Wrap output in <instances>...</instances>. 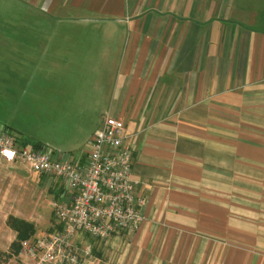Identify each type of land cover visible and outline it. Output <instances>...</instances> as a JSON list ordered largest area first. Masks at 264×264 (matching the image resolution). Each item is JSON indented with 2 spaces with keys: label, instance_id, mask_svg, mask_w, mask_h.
Wrapping results in <instances>:
<instances>
[{
  "label": "crops",
  "instance_id": "crops-1",
  "mask_svg": "<svg viewBox=\"0 0 264 264\" xmlns=\"http://www.w3.org/2000/svg\"><path fill=\"white\" fill-rule=\"evenodd\" d=\"M0 3L21 17L0 27L4 60L28 73L6 75V93L21 101L30 83L80 67L87 143L105 114L132 142L142 222L101 240L87 264H264V0ZM0 125L26 137L1 109ZM87 150L53 156L83 163ZM37 176L71 199L61 180Z\"/></svg>",
  "mask_w": 264,
  "mask_h": 264
},
{
  "label": "built area",
  "instance_id": "built-area-1",
  "mask_svg": "<svg viewBox=\"0 0 264 264\" xmlns=\"http://www.w3.org/2000/svg\"><path fill=\"white\" fill-rule=\"evenodd\" d=\"M133 152L123 121L108 114L93 131L83 163L55 158L46 145H22L0 129V159L28 164L71 193L68 202L53 203L57 227L22 244L30 264H82L87 252L78 246V234L106 241L137 230L146 197L131 178Z\"/></svg>",
  "mask_w": 264,
  "mask_h": 264
},
{
  "label": "rangeland",
  "instance_id": "rangeland-1",
  "mask_svg": "<svg viewBox=\"0 0 264 264\" xmlns=\"http://www.w3.org/2000/svg\"><path fill=\"white\" fill-rule=\"evenodd\" d=\"M0 8V27L5 26L6 22H12V25L20 24V16L5 17L1 3ZM5 36L7 35L0 34V109L3 114L6 113L11 124L24 132L25 138L42 142L57 155L65 154L67 157V153L88 149L86 122L78 114L79 106H84L86 94L91 90L90 82L80 79V76H86L88 71L80 74L78 72L80 67L73 65L61 67L62 75L59 81L57 79L53 81L52 77H49L48 82H43L39 86L30 83L29 91L24 98L21 101L17 100L20 93L16 87L13 88V92L8 90L6 93L5 76L13 74L21 81L20 77H25L28 73L22 74L19 67L14 66L11 69L6 64L3 56ZM53 82H56L54 87ZM20 84L14 82L13 86ZM0 129H3L1 125ZM52 185L53 180L39 182L37 174L30 169L0 161V251H7L14 239L15 232L5 223L9 215L32 222L35 226L34 236L48 233L57 227L53 203L62 199L59 194L55 196L48 191ZM76 240L82 251L87 252L84 255V264L94 256L91 255L92 250L95 251L94 254L99 253V257L101 256L104 241L82 233L76 236ZM115 259L113 253L110 261L114 262ZM0 264L30 262L22 247L19 254L1 261Z\"/></svg>",
  "mask_w": 264,
  "mask_h": 264
},
{
  "label": "trees",
  "instance_id": "trees-1",
  "mask_svg": "<svg viewBox=\"0 0 264 264\" xmlns=\"http://www.w3.org/2000/svg\"><path fill=\"white\" fill-rule=\"evenodd\" d=\"M17 140L22 145L30 144L34 147H41L43 146L42 143L34 140L27 139L25 137H18ZM6 224L12 230L16 232L14 240L11 241L9 248L7 251H0V262L5 261L11 258L14 255L19 254L22 249V242L28 240L32 237L35 233V226L33 223L26 221L24 219H19L14 216H8L6 220ZM94 252V251H92Z\"/></svg>",
  "mask_w": 264,
  "mask_h": 264
}]
</instances>
